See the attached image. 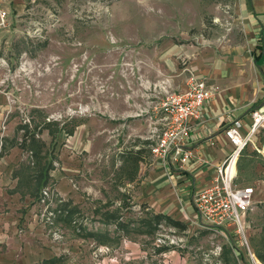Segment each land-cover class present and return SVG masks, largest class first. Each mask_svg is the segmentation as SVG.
Wrapping results in <instances>:
<instances>
[{
	"label": "rangeland",
	"instance_id": "rangeland-1",
	"mask_svg": "<svg viewBox=\"0 0 264 264\" xmlns=\"http://www.w3.org/2000/svg\"><path fill=\"white\" fill-rule=\"evenodd\" d=\"M247 3L249 0H27L23 10H11L10 26L0 33V79L6 80L0 87L5 106L2 118H16L18 126L26 125L29 137L47 141L46 162L52 168L59 164L55 148L60 140V147H66L73 159H80L82 168L107 165L111 153L133 144L129 124L135 118L129 115L142 122L140 140L150 151L156 133L165 126L159 109L164 91L182 87L190 73L199 75L198 65L203 64L193 65L198 55L205 52L206 59L217 56L231 37H237ZM103 120L113 124L110 138L107 130L102 131ZM47 124L54 131L52 139L46 134ZM74 124L80 125V132L88 124L90 132L70 147L69 129ZM119 124L123 132L113 130ZM18 134L20 138L23 131ZM103 137L106 141L101 143ZM258 137L259 146L251 138L248 145L255 149L247 145L240 152L237 165L242 171L238 169L237 178L258 175L255 169L264 165L263 131ZM37 196L38 192L28 208L44 235L60 247L57 264H162L165 260L216 264L218 258L221 264H264V202L253 204L245 215L246 242L234 233L229 237L196 230L194 218L187 221L185 231L175 229V235L184 236L183 242L159 247L176 252L166 257L155 253L152 242L159 230L155 227L151 232L149 224H144L149 212L146 206L133 203L130 197L119 209L130 233L116 236L114 223L106 224L101 217L117 204L96 202L97 195L92 200L91 192L79 204L73 222L59 219L60 226H48L34 202ZM54 230L60 237L54 238ZM89 232L109 235L104 234L106 240L100 243ZM221 243L220 253L214 255L215 244ZM100 245L109 250L99 252Z\"/></svg>",
	"mask_w": 264,
	"mask_h": 264
},
{
	"label": "crops",
	"instance_id": "crops-1",
	"mask_svg": "<svg viewBox=\"0 0 264 264\" xmlns=\"http://www.w3.org/2000/svg\"><path fill=\"white\" fill-rule=\"evenodd\" d=\"M26 2L27 0H7L9 19L11 10H23ZM242 15L244 21L240 24L236 38L231 37L230 43L224 45L217 56L206 59L203 52L197 56V61L193 62V65L196 62L203 64L198 65L197 77L205 79L208 83L217 84L220 91L203 104L199 116L190 120L191 135L188 146L193 150L194 157L184 166L169 168L161 159L152 157L148 146L146 147L145 142L140 140L139 132L144 128L142 122L136 120L138 116L129 115L128 117L135 118L129 124L133 144L129 147H120L117 153H111V160L107 165L98 169L93 165L82 168L80 159H73L66 147H60V140L58 147L55 148L59 164L52 168L46 162L45 149L48 142L43 138L29 137L28 133L18 138L19 130L21 131L24 126H18L16 118H2L5 106L4 100L0 97V144L3 139L5 143L0 153V264L59 262L57 258L60 247H56L55 243L44 235V231L28 208L37 192L38 199L43 186H50L52 189L50 207L56 226H60V220L73 222L72 216L80 212L79 204L92 192V200L97 195L96 202L111 201L118 205L115 210L103 212L101 217L106 224L114 223L116 236L122 235L121 232L125 235L130 233L129 223L119 216L121 204L129 197L133 203L146 206L149 212L146 213L147 218L143 222L149 224L151 232L157 227L154 218L156 214L183 225L184 229L172 225L178 231L188 229L187 221L194 218L198 226L194 229L205 230L198 225L192 197L195 192L211 182L216 167L233 149L223 129L233 118H240L242 130L246 132L251 124L250 111L253 106L264 105V0H249V3L244 4ZM147 118L152 117L149 115ZM104 121L102 131L104 133L107 130L110 138L109 132L113 124ZM45 127L48 138H54V131L48 129L49 124ZM79 127L80 125L74 124L69 129L70 147L77 144L78 138L82 137V140H85L89 135L88 124L85 126V132H80ZM113 130L123 132L124 127L119 124V127ZM262 131L264 133V128L253 134L254 146L261 144L258 136ZM24 136L26 139L23 145L21 143ZM104 141L105 137L101 139V143ZM253 145L249 144L247 148L254 150ZM201 159L204 161L201 162ZM262 160L264 162V158ZM239 168L236 162L234 169L236 184L254 188L253 204L264 202V165L255 169L258 175L249 178L242 175L237 178ZM101 179L107 182L99 183L98 180ZM110 188L115 193L114 197L109 194ZM37 199L34 201L36 204ZM207 230L215 235L220 233L224 235L218 228ZM104 234L109 235L108 232H103L102 235L87 233L89 237H96L100 243L106 240ZM163 249H156L155 253L166 257L176 254L172 248L165 252ZM175 262L165 260L162 264H176Z\"/></svg>",
	"mask_w": 264,
	"mask_h": 264
},
{
	"label": "built area",
	"instance_id": "built-area-1",
	"mask_svg": "<svg viewBox=\"0 0 264 264\" xmlns=\"http://www.w3.org/2000/svg\"><path fill=\"white\" fill-rule=\"evenodd\" d=\"M9 26L7 0H0V33L8 29ZM16 72L20 73V70H16ZM5 82V78L0 79V87ZM219 91L218 86L208 83L203 78H198L193 73L187 77L182 88L165 90L164 99L159 106L162 113L160 118H164L165 126L161 132L156 133L154 144L150 146L152 156L174 166H184L194 157L193 150L188 146L191 135L190 120L199 116L203 104ZM250 117L251 124L246 132L242 130L240 118H233L225 126L223 133L233 149L216 167V173L211 182L195 192L192 197L199 226L205 229H221L229 237H231V233L241 235L243 242H246L244 218L253 207L254 188L237 185L234 169L240 152L248 145L253 134L264 128V105L252 109ZM21 131H23V135L26 134L24 127ZM29 154L31 155V152ZM51 193L50 186H43L37 199V204L41 207L42 222L48 226L54 225V214L50 207L52 204ZM157 227L159 232L156 233L152 242L155 250L162 246H170V244L184 241V236L175 235V228L166 225L164 221L158 223ZM166 231L171 234L168 235L165 233ZM52 234L54 238L60 237L56 230ZM221 245L222 243L215 244L212 252L214 255L220 253ZM108 250L107 246L100 245L98 247L99 252ZM215 261L216 264H221L219 258Z\"/></svg>",
	"mask_w": 264,
	"mask_h": 264
},
{
	"label": "trees",
	"instance_id": "trees-1",
	"mask_svg": "<svg viewBox=\"0 0 264 264\" xmlns=\"http://www.w3.org/2000/svg\"><path fill=\"white\" fill-rule=\"evenodd\" d=\"M254 108H257L256 106H253V108L252 109H254ZM25 139H26V137L24 136L23 137V139H22V142L23 143H21V144H25ZM2 140V139H1ZM4 147H5V143H4V139L2 140V143L0 144V153H1V150L2 149H4ZM31 152H32V154H33V151L31 150ZM154 218L156 219V221H157V224L158 223H160L161 221H164L165 222V224L166 225H168V226H174V227H178V228H182V229H184V226L183 225H181L179 222H176V221H173V220H171L170 218H168V217H166V216H163V215H161V214H156L155 216H154Z\"/></svg>",
	"mask_w": 264,
	"mask_h": 264
}]
</instances>
